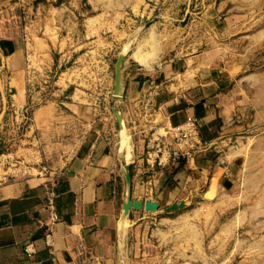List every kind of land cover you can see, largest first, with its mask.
I'll return each mask as SVG.
<instances>
[{
    "label": "rangeland",
    "instance_id": "374dc122",
    "mask_svg": "<svg viewBox=\"0 0 264 264\" xmlns=\"http://www.w3.org/2000/svg\"><path fill=\"white\" fill-rule=\"evenodd\" d=\"M0 40L23 53L29 98L8 127V147L52 103L59 150L75 153L98 136L130 156L126 119L133 126L155 114L130 104H164L171 66L198 54L203 68L229 78L232 98L250 105L235 117L246 138L233 144L240 163L228 186L220 194L213 181V205L198 196L183 209L151 212L122 243L123 264H264V0H0ZM122 54V72L139 68L135 60L145 68L140 89L122 86L117 100Z\"/></svg>",
    "mask_w": 264,
    "mask_h": 264
},
{
    "label": "crops",
    "instance_id": "0c3cea01",
    "mask_svg": "<svg viewBox=\"0 0 264 264\" xmlns=\"http://www.w3.org/2000/svg\"><path fill=\"white\" fill-rule=\"evenodd\" d=\"M0 42V154L9 151L30 165L27 177L0 183V264H123L122 243L153 214L144 208L126 214L129 199L156 202L161 213L198 196L213 205V197L206 198L213 181L220 194L228 186L240 163V147L233 144L246 138L235 117L250 104L235 101L226 88L229 78H216L212 64L203 68L201 55L164 74L169 92L164 104H130L131 109L155 112L133 126L126 119L130 156L108 148L98 136L75 153L59 150L54 131L62 122L52 103L34 111L10 151L8 127L29 103L26 61L18 49ZM134 62L139 68L122 72L123 91L131 95L140 89L135 80L145 68ZM188 123L196 125L201 146L175 163L173 155L184 149L175 137ZM29 243L34 250L30 256L25 252Z\"/></svg>",
    "mask_w": 264,
    "mask_h": 264
},
{
    "label": "built area",
    "instance_id": "2783aa9c",
    "mask_svg": "<svg viewBox=\"0 0 264 264\" xmlns=\"http://www.w3.org/2000/svg\"><path fill=\"white\" fill-rule=\"evenodd\" d=\"M26 120V119H25ZM28 121V119H27ZM178 144L183 146V152L175 153L173 155V162L179 163L181 160L187 158L191 152L198 150L201 146L199 131L194 123H188L183 128L178 130L175 137ZM30 165L21 158H15L11 152L6 151L0 154V183L5 184L11 180L16 179L18 176L27 177L29 175ZM51 195V193H50ZM48 207L53 209V200L49 198ZM52 214L53 221L57 220V216L54 212ZM50 226H48L49 228ZM50 243V241L48 242ZM25 252L27 255H33V244L29 243ZM80 256L85 259L84 252H81Z\"/></svg>",
    "mask_w": 264,
    "mask_h": 264
},
{
    "label": "water",
    "instance_id": "95a60500",
    "mask_svg": "<svg viewBox=\"0 0 264 264\" xmlns=\"http://www.w3.org/2000/svg\"><path fill=\"white\" fill-rule=\"evenodd\" d=\"M124 61V54L120 55L118 57V60L116 62V70H115V84H114V98L115 99H121L123 96L122 93V64ZM115 116L117 117L118 123H119V128L121 131H123V129L125 128L124 126V121L122 116L114 111ZM127 181L128 183H130V175H127ZM186 205L184 202H181L180 204H173L170 207L166 208L167 212H174L180 209L185 208ZM133 208V209H145L147 212H157L160 209V206L156 203V202H134L132 200H128V202L125 204L124 209H125V213L127 214L129 212V210Z\"/></svg>",
    "mask_w": 264,
    "mask_h": 264
},
{
    "label": "bare ground",
    "instance_id": "6f19581e",
    "mask_svg": "<svg viewBox=\"0 0 264 264\" xmlns=\"http://www.w3.org/2000/svg\"><path fill=\"white\" fill-rule=\"evenodd\" d=\"M140 62H141V60H140ZM143 63V62H142ZM125 137V136H124ZM124 139V138H123ZM124 143V142H123Z\"/></svg>",
    "mask_w": 264,
    "mask_h": 264
},
{
    "label": "trees",
    "instance_id": "16d2710c",
    "mask_svg": "<svg viewBox=\"0 0 264 264\" xmlns=\"http://www.w3.org/2000/svg\"><path fill=\"white\" fill-rule=\"evenodd\" d=\"M181 163V162H180Z\"/></svg>",
    "mask_w": 264,
    "mask_h": 264
}]
</instances>
